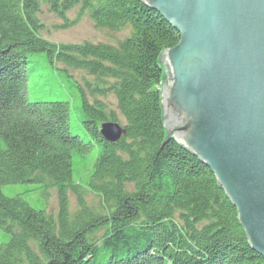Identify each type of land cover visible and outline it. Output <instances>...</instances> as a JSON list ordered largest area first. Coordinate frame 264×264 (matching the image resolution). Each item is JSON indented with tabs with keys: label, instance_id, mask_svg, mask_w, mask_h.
Here are the masks:
<instances>
[{
	"label": "trees",
	"instance_id": "1",
	"mask_svg": "<svg viewBox=\"0 0 264 264\" xmlns=\"http://www.w3.org/2000/svg\"><path fill=\"white\" fill-rule=\"evenodd\" d=\"M42 3L66 20L80 5L97 28L130 33L116 45L48 41ZM179 38L143 0H0V264H264L214 173L166 137L160 56ZM36 53L52 69L62 63L93 76L94 101L81 90L82 138L70 132L68 102L28 101ZM108 93L124 119L116 142L99 131L118 121L97 98ZM24 184L55 186L57 213L32 208L21 195L33 190L2 192Z\"/></svg>",
	"mask_w": 264,
	"mask_h": 264
},
{
	"label": "water",
	"instance_id": "2",
	"mask_svg": "<svg viewBox=\"0 0 264 264\" xmlns=\"http://www.w3.org/2000/svg\"><path fill=\"white\" fill-rule=\"evenodd\" d=\"M179 35L160 59L167 138L210 168L264 258V0H143ZM109 142L124 127L100 125Z\"/></svg>",
	"mask_w": 264,
	"mask_h": 264
},
{
	"label": "rangeland",
	"instance_id": "3",
	"mask_svg": "<svg viewBox=\"0 0 264 264\" xmlns=\"http://www.w3.org/2000/svg\"><path fill=\"white\" fill-rule=\"evenodd\" d=\"M80 5L65 12V17L51 12L45 3H42L39 18L44 24L40 34L48 41L55 43H83L84 41L98 43L105 42L116 45L126 38L130 33L128 26H123L118 31L97 28L88 16L87 12H80ZM75 21L71 25L69 22ZM65 24H68L65 26ZM29 63L34 65L32 76L28 81L27 99L29 102H53L66 101L70 106V132L73 136H80L85 133L82 120L84 119L82 107V91L86 93L89 102L94 98L87 92L86 80L94 84L93 76L83 70H77L58 63L59 70L52 69L51 63L44 53L32 54ZM63 69H66L64 71ZM82 90V91H81ZM108 109H113L117 113L119 124H124V119L116 109V99L112 93L105 96H97ZM112 121V120H109ZM80 133L81 135H78ZM87 135V134H86ZM88 136V135H87ZM82 138V137H81ZM33 190L28 195H21L26 202L34 209H45L47 213L56 214L58 210V196L55 186L46 185V188L37 189L36 184L7 185L2 187V192L6 195L15 196ZM88 203L96 200L95 195L87 193ZM68 202L70 210L77 208L76 196L69 191ZM0 234V240H1ZM1 242V241H0Z\"/></svg>",
	"mask_w": 264,
	"mask_h": 264
},
{
	"label": "bare ground",
	"instance_id": "4",
	"mask_svg": "<svg viewBox=\"0 0 264 264\" xmlns=\"http://www.w3.org/2000/svg\"><path fill=\"white\" fill-rule=\"evenodd\" d=\"M116 122V121H115Z\"/></svg>",
	"mask_w": 264,
	"mask_h": 264
}]
</instances>
